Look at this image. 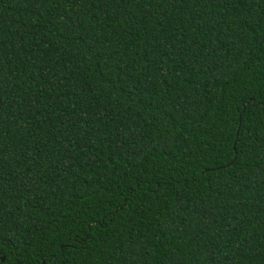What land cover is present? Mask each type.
Segmentation results:
<instances>
[{"label":"trees","instance_id":"trees-1","mask_svg":"<svg viewBox=\"0 0 264 264\" xmlns=\"http://www.w3.org/2000/svg\"><path fill=\"white\" fill-rule=\"evenodd\" d=\"M0 264H264V0H0Z\"/></svg>","mask_w":264,"mask_h":264},{"label":"water","instance_id":"water-1","mask_svg":"<svg viewBox=\"0 0 264 264\" xmlns=\"http://www.w3.org/2000/svg\"><path fill=\"white\" fill-rule=\"evenodd\" d=\"M3 260V258H1Z\"/></svg>","mask_w":264,"mask_h":264}]
</instances>
